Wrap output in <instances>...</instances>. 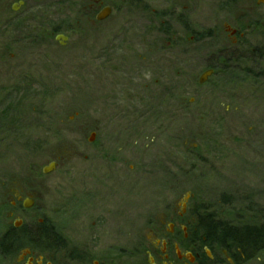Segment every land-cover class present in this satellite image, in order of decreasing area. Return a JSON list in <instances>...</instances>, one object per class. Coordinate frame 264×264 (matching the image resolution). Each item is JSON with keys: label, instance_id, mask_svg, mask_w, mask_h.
Listing matches in <instances>:
<instances>
[{"label": "rangeland", "instance_id": "1", "mask_svg": "<svg viewBox=\"0 0 264 264\" xmlns=\"http://www.w3.org/2000/svg\"><path fill=\"white\" fill-rule=\"evenodd\" d=\"M19 1L0 0V236L12 228L27 237L63 203L88 201L130 211L145 244L149 204L151 232L185 197L197 220L213 213L264 225V47L246 55L240 71H223L226 62L198 84L211 51L227 44L221 24L252 5L180 4L195 7L187 19L196 33H217L205 45L189 39L196 33L164 27V0ZM104 6L111 17L93 24L88 11ZM58 157L57 170L43 174ZM19 192L34 198L31 209ZM26 249L0 264H25ZM240 258L264 264V251Z\"/></svg>", "mask_w": 264, "mask_h": 264}, {"label": "flooded vegetation", "instance_id": "2", "mask_svg": "<svg viewBox=\"0 0 264 264\" xmlns=\"http://www.w3.org/2000/svg\"><path fill=\"white\" fill-rule=\"evenodd\" d=\"M185 1L164 0L162 23L169 32H174V27L177 26L180 29L183 28L186 34L196 33L195 26L192 25L191 20L187 19V14H192L195 7L181 8L180 4H185ZM210 1L214 3L212 7H218V0ZM244 1L253 7L242 9L243 14L235 19L234 24L226 22L221 24L228 41L225 46L217 45L215 50L211 51L212 55L216 57L211 63L212 65L203 72L212 71L210 78L220 72L226 62L228 64L223 71L228 70L232 73L240 71V66L246 59V55L253 56L254 53L256 55V51L260 52L262 51L260 48L264 47V14H260L258 8L264 4H258V0ZM235 2L236 0H232V5ZM99 4L101 5V3ZM18 5L22 6L23 2L18 0ZM14 8L13 6V11H18ZM104 8L108 7L104 6L96 11L91 8L92 10L88 11L90 17L93 16V24L105 22L111 17L112 9H110V15L104 20H96ZM208 30L204 29L205 33L198 34L197 32L189 39L193 41L195 38L200 40L205 38V40H201L204 42L214 40L217 33L212 27ZM60 34H64V32L60 31ZM184 36V34L179 35V39L184 41L182 38ZM57 37H59L58 40L67 41L63 35H57L55 40ZM60 44L61 46L65 45ZM206 44L207 42H205ZM262 59L254 60L251 65H260ZM207 81L208 79L200 82L198 78V84L203 85ZM90 140L89 142L93 141L92 138ZM60 159L58 157L49 162V164L55 163L54 170H57ZM116 160L113 159V161ZM17 195V201L21 202V207L24 208L25 200L32 201V207L35 205L32 196L20 192ZM117 203L120 205L119 202ZM129 214L130 211L123 210L121 206L107 205L106 202H72L68 205L63 203V206L56 208L51 220L42 217L37 220L35 226L37 232L42 234L46 232L50 237V243L43 246L39 242L40 245L36 250L30 248L24 250L22 255L23 259H26L25 264H125L123 258L130 259L129 264H138L140 256L147 257L146 264H224L223 258L224 260L228 259V264H238V258L231 256L219 244L208 243L206 234L192 231L191 224L195 222L196 227V223H200V220L198 217L197 220L189 216L186 205L185 207L180 206V212L171 214L165 223L150 232L149 204L146 244L138 238L137 230L131 226L134 222ZM166 223L168 228L164 229L163 226ZM241 258L244 260L245 257L241 255Z\"/></svg>", "mask_w": 264, "mask_h": 264}, {"label": "trees", "instance_id": "3", "mask_svg": "<svg viewBox=\"0 0 264 264\" xmlns=\"http://www.w3.org/2000/svg\"><path fill=\"white\" fill-rule=\"evenodd\" d=\"M199 213V211L197 212ZM199 215V214H198ZM200 216V215H199ZM200 223L196 224L199 232L207 235V242L217 243L224 248L233 257L238 259L243 255L248 258L250 255L264 251V225H243L235 222H224L217 220L215 214L209 213L200 216ZM27 237H17L16 232L8 230L7 233L0 236V259H5L15 250L28 247L36 250L39 242L43 246L50 243L49 235L38 233L37 229L29 231ZM26 243L24 244V242ZM239 250L240 252H238ZM251 253V254H250Z\"/></svg>", "mask_w": 264, "mask_h": 264}, {"label": "water", "instance_id": "4", "mask_svg": "<svg viewBox=\"0 0 264 264\" xmlns=\"http://www.w3.org/2000/svg\"><path fill=\"white\" fill-rule=\"evenodd\" d=\"M257 3H258V4H264V0H258ZM110 13H111L110 8H104V9L98 14V16L96 17V20H97V21H102V20H104L106 17H108V16L110 15ZM58 39H59V37H57V40H58ZM211 74H212V71H207V72L204 74V76L200 78V82L205 81L206 78H207L208 76H211ZM90 141H91V140H90ZM54 169H55V163H50L48 166H46V167L43 168V171H42V172H43V174H49V173L52 172ZM186 200H187V198L185 197V198L181 201L180 204H181L182 207H185V205H186ZM32 205H33V202L30 201V200H25V202H24V204H23L24 208H26V209L31 208ZM15 227H18V226H15Z\"/></svg>", "mask_w": 264, "mask_h": 264}]
</instances>
